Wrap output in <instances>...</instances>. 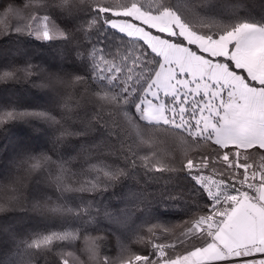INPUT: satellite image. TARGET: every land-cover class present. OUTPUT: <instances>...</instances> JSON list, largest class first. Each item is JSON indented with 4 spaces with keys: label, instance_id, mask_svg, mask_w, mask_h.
Instances as JSON below:
<instances>
[{
    "label": "trees",
    "instance_id": "16d2710c",
    "mask_svg": "<svg viewBox=\"0 0 264 264\" xmlns=\"http://www.w3.org/2000/svg\"><path fill=\"white\" fill-rule=\"evenodd\" d=\"M63 2L0 0V114L42 110L54 115L61 129L40 118L0 126V264H62L61 257L69 253L70 264H99L100 257L118 263L127 255H154L159 244L180 256L208 244L210 236L192 232L194 224L179 232L187 221L211 215L209 197L183 167L185 156L196 151L187 133L163 122L138 121L134 102L139 91L118 109L90 83H60L55 90L42 85L52 74H90L91 59L76 57L79 46L89 54L93 47L115 53L113 66L123 82L147 88L161 56L143 39L107 25L108 16L121 17L114 10L138 5L159 13L168 8L193 30L219 36L241 23L264 26V0H87L65 6L72 12L60 6ZM37 16L50 17L72 38L42 41L16 31L34 27ZM80 29L87 30V38ZM29 65L44 71L25 79L3 76ZM152 154L170 159L163 171L138 159ZM250 155L257 159L260 154ZM39 156L45 159L36 160V167L25 166ZM101 166L122 169L124 175L99 191H81ZM89 204L91 217L74 214ZM213 209L215 215V205ZM59 231L79 238L54 241L47 249L29 248L35 238Z\"/></svg>",
    "mask_w": 264,
    "mask_h": 264
},
{
    "label": "snow or ice",
    "instance_id": "6c2138e0",
    "mask_svg": "<svg viewBox=\"0 0 264 264\" xmlns=\"http://www.w3.org/2000/svg\"><path fill=\"white\" fill-rule=\"evenodd\" d=\"M87 3V0H64L60 6ZM99 13L103 10L97 8ZM72 12L74 8H65ZM13 9L9 7L8 12ZM159 14L164 15L170 23L169 29L173 33L166 34L170 40H177L182 46L194 51L197 56L204 60L211 61L212 64L223 65L227 73H231L236 82L213 81L210 90L205 92L200 90L193 93L195 82L191 79L179 78L181 74L191 76L187 70L177 72L176 78L172 82L161 79L152 87H141L135 84H125L122 76L118 74L117 67L113 66L116 54H108L102 48L93 47L91 53L81 51L79 46L75 52L77 59L90 58L92 66L90 74L79 75L70 74L66 78L57 74L47 76L45 85L54 90L57 84L75 82L82 85H95V92L107 103L118 106L128 105L132 102V97L139 91V97L134 102L138 121L147 123L163 121L165 124H174L177 129H182L187 133L192 144L196 148L191 155H186L182 160L186 171L192 173L197 183L203 188L211 203L208 206V213L212 214L213 206L217 201H227L229 195H238V189L245 186V176L251 172V176L259 175L255 187H250V192L257 193L259 198L260 184H264V109L258 106L264 102V78L261 77V69L255 65L250 57V53L261 42L264 41V27L251 23H241L229 31L219 36L205 35L193 30L184 23L181 18L171 9L161 8ZM7 15V14H4ZM29 19H33L29 17ZM112 19L108 16V21ZM110 25V23H106ZM34 27L26 28L24 31L17 28V32L35 36L42 41H54L58 39H71L72 33L61 29L50 17H35ZM95 25L92 20L89 28ZM112 28V27H111ZM184 28L190 33H195L206 41L209 45L219 48L220 54L205 51L196 43H190L181 33ZM85 32L87 30L80 29ZM164 36V35H162ZM215 51V47L213 49ZM42 68L28 66L27 70H13L3 74L5 79L27 78L30 74L43 72ZM183 81H189L187 85ZM151 96V98H149ZM192 97L189 99V97ZM155 101V103H154ZM26 118H40L49 120L57 125L54 115L42 110L8 111L0 114V126L11 120H23ZM203 145V147H201ZM259 153L258 162L250 153ZM45 157H30L25 161V166L36 167L35 161H43ZM139 161L148 168L156 171H163L169 160L161 161L155 154L145 155L138 158ZM136 163V160L132 161ZM239 165V167H238ZM246 169L248 171H246ZM124 175V170H108L101 166L96 175L91 180L85 182L86 186L81 188L83 192L99 191L111 186L120 176ZM239 199L230 202L228 209L239 205ZM3 210V209H0ZM41 210L59 212L65 209L47 208ZM223 210V209H222ZM71 211V210H69ZM75 215L84 217L92 216L91 205L77 210ZM206 216L201 215L198 219L187 221L179 228L183 232L186 227L193 224L202 225ZM221 223L225 216H220ZM155 227V226H153ZM149 233L152 231L149 228ZM79 236L72 231L50 232L46 235L35 238L29 245L30 249H47L54 245V241H71ZM102 242V241H101ZM154 255H127L121 257L118 264H180L181 260H186L187 256H180L168 250L167 245L159 244L152 249ZM255 255V254H252ZM71 254L61 257L62 264H70ZM158 257V258H156ZM251 256L239 257L246 260ZM99 264H117L111 258L100 257Z\"/></svg>",
    "mask_w": 264,
    "mask_h": 264
},
{
    "label": "rangeland",
    "instance_id": "374dc122",
    "mask_svg": "<svg viewBox=\"0 0 264 264\" xmlns=\"http://www.w3.org/2000/svg\"><path fill=\"white\" fill-rule=\"evenodd\" d=\"M113 13L121 17H114L110 22L108 21L112 27L129 36L143 39L161 56L159 68L147 88L156 85L161 79L172 82L175 80L177 72L185 70L189 71L191 76H184L181 74L179 78L191 79L192 82H195L197 78H199V82L195 84V88L193 89L194 94L200 90L205 92L209 91L213 81H232L235 83L238 79H234L231 73H227L223 65L212 64L211 61L204 60L202 57L197 56L195 52L188 47L182 46L179 41L173 42L169 38L156 34L147 28L151 27L155 30L172 35L173 33L168 27L170 21H168L164 15L146 11L138 5H131L124 9L114 10ZM257 26L264 27L263 25ZM180 34L184 35L190 43L198 44L199 47L205 51L213 52V54L217 55L220 54L218 47L209 45L206 41H202L195 33H190L182 28ZM214 47L215 51H213ZM250 57L253 63L259 66L261 69V77L264 78V41H261L253 49L250 53ZM188 83L189 81H183L185 85ZM149 98H151V96H149ZM191 98L190 96L189 99ZM258 108L264 109V102H262ZM159 122L163 121L161 120ZM171 125L175 126L174 124ZM256 162H258V158ZM246 171L248 170L246 169ZM257 180H259V175L257 174L255 177H252L249 171L248 175L245 176V186L241 187L242 190L250 189V187L256 184ZM215 222L213 212V214L203 220L202 225L198 226L194 224L191 230L194 233H204L210 236L209 233L213 230Z\"/></svg>",
    "mask_w": 264,
    "mask_h": 264
},
{
    "label": "crops",
    "instance_id": "0c3cea01",
    "mask_svg": "<svg viewBox=\"0 0 264 264\" xmlns=\"http://www.w3.org/2000/svg\"><path fill=\"white\" fill-rule=\"evenodd\" d=\"M259 188V198L256 192L239 188L238 195L217 201L209 243L184 255L187 259L180 264H264V184ZM236 199L239 205L228 209ZM220 216H225L223 223ZM244 256L251 258L238 259Z\"/></svg>",
    "mask_w": 264,
    "mask_h": 264
}]
</instances>
